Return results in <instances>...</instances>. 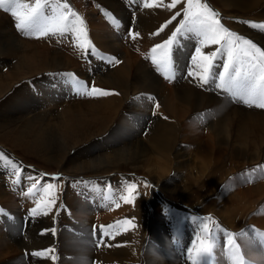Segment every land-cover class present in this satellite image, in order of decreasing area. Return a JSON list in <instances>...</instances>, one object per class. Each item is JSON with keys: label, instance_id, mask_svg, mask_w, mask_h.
Returning a JSON list of instances; mask_svg holds the SVG:
<instances>
[{"label": "bare ground", "instance_id": "bare-ground-1", "mask_svg": "<svg viewBox=\"0 0 264 264\" xmlns=\"http://www.w3.org/2000/svg\"><path fill=\"white\" fill-rule=\"evenodd\" d=\"M61 2H67L78 15L82 11L76 6L87 5L83 0ZM151 2L97 0L96 8L86 6V12L91 13L84 18L87 38L119 61L107 68L98 60L87 62V53L71 34L23 39L0 9V151L22 165L17 176L0 160V202L16 194L20 181L28 190L32 184L29 175L43 174L34 190L37 197L28 195L38 201L45 195L39 189L46 181L57 185L48 195L56 199L47 212L53 219L49 215L42 219L41 229L32 222L33 227L22 234L20 222L17 226L0 222V264H185L184 250L194 238L195 225L190 219H179L188 216L184 205L193 206L195 213H189V218L212 214L220 217L214 220L222 228L236 234L245 232V236L236 237L245 261L264 264V240L258 235L264 233V212L257 211V217L248 219L251 209L264 210V173L258 168L264 165V109L231 101L214 86L201 85L194 76H187L189 69L195 70L190 58L197 46L187 37L173 51L182 77L172 86L165 82L152 65L151 49L171 35L181 17L153 35L176 9L165 7L171 0H157V8L143 6ZM202 2L221 11L219 18L227 28L264 49V31L251 27V23H264V0ZM107 7L119 14L121 23L116 28L121 34L130 27L133 35L139 33L135 40H124L106 22L103 13L110 11ZM71 72L86 78L90 86L118 94L70 96L62 81ZM149 96L155 97L159 108L146 99ZM2 105L12 109L10 119L4 117ZM18 111L23 115L17 117ZM145 121L151 124L142 134ZM200 132L206 134L205 141ZM190 143L198 147L193 158L190 150L181 147H190ZM180 169L191 171L183 177L171 175ZM53 176L61 179L52 180ZM128 183L137 184L134 206L119 200ZM78 191L90 192L92 200L106 208L97 211L100 216L129 214L137 227L124 231L116 225L123 219L91 223V219H78L84 212L92 213ZM215 192L232 207L215 211ZM149 202L171 219H163L165 214L154 219L156 209L147 208ZM96 230L97 241L93 237ZM177 236L179 246L174 242ZM46 249L53 251L31 255ZM217 253L227 261L226 253H220L219 248Z\"/></svg>", "mask_w": 264, "mask_h": 264}, {"label": "snow or ice", "instance_id": "snow-or-ice-1", "mask_svg": "<svg viewBox=\"0 0 264 264\" xmlns=\"http://www.w3.org/2000/svg\"><path fill=\"white\" fill-rule=\"evenodd\" d=\"M143 6L145 8H157L160 4L157 3V0H152L151 3H145ZM165 7L169 10L176 9V11L171 19L153 35H159L168 28L169 24L177 21V17H181V19L177 21V26H174L171 35L151 49V61L157 66V70L163 73L166 79H174L177 71L174 68V48L180 45L181 39L185 37L193 39L197 46H195L194 54L190 59L195 70L189 69L186 73L187 76H194L201 85L214 86L223 90L234 102L264 109V49L253 40L227 28L219 18L220 14L202 0H171ZM0 9L11 14L16 29L25 36L63 38L71 34L75 38L76 45L83 52L89 55L96 52L95 46L87 38V29L83 18L73 11L67 2L35 0L34 3H29L26 0H0ZM251 27L264 31V23H251ZM129 35L135 40L139 33L134 35L129 33ZM210 46L217 47L206 53L204 49ZM109 63H119V61L113 58L109 60ZM65 75L70 76L72 74ZM80 89H84V94L88 96L118 94L97 88L94 85L89 90L86 82L78 80L75 90L79 93ZM146 99L153 101L155 108L160 107L158 103H155V97L149 96ZM0 160L4 161L5 167L10 166L17 176L20 174L22 165L13 163L2 151H0ZM42 176L43 174L37 177L31 175L27 177L28 180L32 181L27 190V195L35 194L37 181ZM51 179L59 180L61 177L53 176ZM56 187V184L46 181L45 186L39 189L45 195L37 202V207L31 209L33 216L38 213V210H43V214H47V210L55 205V196L49 199L48 195ZM136 190V183L124 185L119 200L134 206ZM114 203L115 207H120L118 202ZM134 219L125 218L122 221H117L116 225L122 227L124 231H128L130 228L135 229L137 226ZM187 219L191 220L195 228L194 238L190 246L184 250L185 264L188 262L190 264H229V262L230 264H248L236 240L237 235L245 236V232L236 234L228 231L210 216ZM103 230L104 226H101V231L103 232ZM258 235L264 240V233H258ZM222 238L223 244L221 245ZM174 242L178 244L179 236L175 238ZM218 248L220 253H226L227 261H224L222 256L218 258ZM52 251V249H46L31 255L39 257ZM55 258V256L51 257V259Z\"/></svg>", "mask_w": 264, "mask_h": 264}, {"label": "rangeland", "instance_id": "rangeland-1", "mask_svg": "<svg viewBox=\"0 0 264 264\" xmlns=\"http://www.w3.org/2000/svg\"><path fill=\"white\" fill-rule=\"evenodd\" d=\"M85 2H87L86 4L89 6V7H91V8H96V2H97V0L96 1H93V0H83V3H85ZM89 2H90V5H89ZM100 3V2H99ZM86 4H84V5H86ZM93 4V5H92ZM95 4V5H94ZM86 5V6H87ZM93 7H92V6ZM86 6H84V8L82 7V8H78L77 6H76V10L77 11H79V12H81L82 11V14L81 15H79L80 17L82 16V18H83V20H84V18H85V16H86V8H88V7H86ZM90 8V9H91ZM80 9H82V10H80ZM107 9H109L108 7H107ZM2 10V9H1ZM110 11H112V12H114L112 9H109ZM84 11V12H83ZM91 12H92V9L90 10ZM219 11V10H218ZM4 12V11H3ZM7 15H8V17L10 18V20H11V24H12V26L14 27V29L16 30V32L18 31L17 29H16V27H15V21H14V18L11 16V14L10 13H7V12H5ZM85 13V14H84ZM219 13H221V11L219 12ZM91 13H87V17H89V15H90ZM99 15V12H97L96 13V16H98ZM114 14L115 15H119L118 13H115L114 12ZM222 14V13H221ZM220 14V15H221ZM121 23V22H120ZM119 23V24H120ZM18 33H20L21 34V36H22V38L23 39H27L28 38V36H25L23 33H21V32H19L18 31ZM31 37H33V36H31ZM36 41H37V39H35ZM39 40V42L40 43H42V40L41 39H38ZM180 48V46L178 47V49ZM180 52H181V48H180ZM173 54H174V52H173ZM173 58H174V55H173ZM144 59H145V57H144ZM114 65V64H113ZM113 65H111V63L108 65V66H113ZM108 66H106V68L108 67ZM85 72V71H84ZM72 73V72H71ZM182 77V73H181V71L178 69V77H177V79H179V78H181ZM176 79V80H177ZM175 80V81H176ZM173 85V83L171 84L170 83V86H172ZM85 96H88V95H85ZM33 100V99H32ZM32 100H28V101H32ZM33 101H35V100H33ZM5 107V108H4ZM1 108H2V110H3V112H4V117H8L7 119H10L11 117V115H12V109L11 108H8V106L7 105H2L1 106ZM19 113H17L16 114V116L17 117H20V116H22L23 115V113H22V111H18ZM11 114V115H10ZM146 122V126H145V129H144V131L142 132V134L144 133V134H146V132H147V130H148V127L150 126V124H151V121L150 122H147V121H145ZM150 123V124H149ZM196 123H198V122H196ZM200 128V127H199ZM201 129V128H200ZM146 131V132H145ZM199 135H200V139L201 140H204L205 141V139H206V134L205 133H199ZM144 136V135H143ZM204 137V138H203ZM192 146H190V147H188V145H185V144H181V147H183V148H187L188 150H190L191 151V158H193V156L195 157V154H196V151L195 150H197V146H195V145H193L194 143H190ZM197 145V144H196ZM195 147V148H194ZM226 158H228V157H226ZM230 160L231 159H229V161L227 160V162H228V164L230 163ZM226 161V160H225ZM224 161V164H226V162ZM234 161V160H233ZM227 165V164H226ZM262 165V164H261ZM260 164L258 165V166H260V167H258V168H260L259 170H260V172H263V170H264V165H262L261 166ZM257 166V165H256ZM241 168H244V166L243 167H241ZM257 168V169H258ZM182 170V171H181ZM242 170H245V169H242ZM174 171V170H173ZM191 171V170H190ZM190 171H188L187 169H180V170H178L177 172H172V176H174L175 174H176V176L177 177H183L184 176V173H185V175H189L190 174ZM189 172V173H188ZM188 173V174H187ZM178 174H179V176H178ZM141 177H144V178H148L147 176H144L143 174H139ZM232 175H230V177H231ZM237 176L238 177H240L241 176V174L239 173V174H237ZM24 178H25V176L23 175L22 176V179L24 180ZM180 180V179H179ZM184 184V183H183ZM182 184V185H183ZM248 184H246V183H244V185L243 186H247ZM151 189H155V187H153L152 185H151ZM158 189V188H157ZM156 190V189H155ZM157 192H159V190H156ZM226 192V191H225ZM27 193V190H24L23 189V186H22V182L20 181V182H18L17 183V192H16V194H14V195H12V198L11 199H6V200H4V201H1L0 202V209L3 211L4 210V212H5V214H6V216H8V217H10V219H5V221H7V222H12V223H14V224H16V226H17V224L20 222L21 224H22V227L19 225V227H21V233L22 234H24L25 233V230H26V228L27 227H33V226H31V224H32V222H35V227L37 226L38 228V230L39 229H41L42 228V226H43V221H42V219H47L46 217H47V215H49V213H47V214H43V210H38V213L36 214V217L35 216H33L32 215V213L31 212H29V211H31L30 209H33V208H35V207H37V205H36V203L38 202V200H36V199H33V198H31V197H28V195L26 194ZM78 193H79V195L81 196V198L82 199H84V201L86 202V204L90 207V209L92 210V213L91 214H85V212L84 213H82L81 214V216H79V217H81V218H78V219H91L90 220V223L91 222H95L96 221V219H125V218H131V216H129V214L128 215H120V216H118V217H108L107 215H102V216H100L99 215V213H101L102 211H103V209L105 208H103V209H101L100 207L99 208H93L91 205L92 204H94V203H92L91 205H90V203H89V200H92V198H91V193L90 192H86V193H82V192H80V191H78ZM233 194H234V192L232 191V194L229 196V198L231 199L232 198V196H233ZM35 195V194H34ZM226 195H228V194H226ZM36 196V195H35ZM37 197V196H36ZM14 198V199H13ZM214 201H216L217 202V205H216V208H214L213 207V209L215 210V211H218L219 209H225V208H231L232 207V205H228L225 201H222L220 198H219V196H218V194H217V192H215V196H214ZM31 202H33L32 204H31ZM26 203V204H25ZM153 202H149V203H147L148 205H147V208H151V210L155 207V215H153V217H154V219H157V218H160L159 217V215L160 214H162V215H164V217H163V219H171V217L169 216V218H166L167 217V212L166 211H162L161 209H159V206H155L154 204H152ZM32 206H31V205ZM152 204V205H151ZM223 204V205H222ZM187 205V204H186ZM114 206V205H113ZM29 209H28V208ZM112 207V206H111ZM258 206H256V207H254V208H257ZM108 208H110V207H108ZM183 208H184V210L185 211H188L189 213H195L194 211H193V206L192 207H190V206H183ZM106 209V208H105ZM259 207L257 208V210H255V211H253V209H251L249 212H248V215L251 217H249L248 219H253L252 218V216H255V214H256V217H257V213L259 212H264V210H263V208L262 209H259ZM28 210V211H27ZM50 210V209H49ZM49 210H47V212L49 211ZM100 210V212L98 213L97 211H99ZM262 210V211H261ZM258 211V212H257ZM250 212L252 213V214H250ZM30 213V214H29ZM153 213V214H154ZM189 213H186L188 216L190 215ZM201 214V217L202 218H207V217H212L213 219H220V217L218 218L217 216H215V215H212V214H202V213H200ZM216 214H217V212H216ZM33 217H32V216ZM185 214H183V216H181V217H179V219H187V218H189L188 216L186 217V215L184 216ZM259 215H261V214H259ZM50 216V215H49ZM87 216V217H86ZM90 216V217H89ZM104 216V217H103ZM51 217V216H50ZM182 217H184V218H182ZM200 217V216H199ZM52 219H53V217H51ZM71 219H74V218H71ZM94 219V220H93ZM25 222V223H24ZM40 222H41V224H40ZM111 221H109L108 223H110ZM38 224H40V225H38ZM31 229V228H30ZM5 231H6V229H4ZM94 233H97V230L94 232ZM95 240V239H94ZM95 241H97V240H95ZM19 255H21V252H20V254ZM29 255V254H28ZM22 256V255H21ZM25 259H26V257H25Z\"/></svg>", "mask_w": 264, "mask_h": 264}]
</instances>
